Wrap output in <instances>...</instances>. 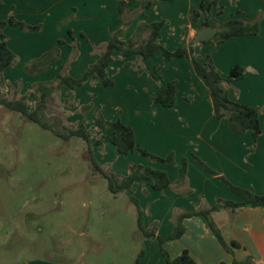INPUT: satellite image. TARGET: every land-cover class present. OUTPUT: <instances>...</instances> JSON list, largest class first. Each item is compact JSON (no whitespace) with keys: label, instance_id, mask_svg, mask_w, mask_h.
I'll use <instances>...</instances> for the list:
<instances>
[{"label":"crops","instance_id":"0c3cea01","mask_svg":"<svg viewBox=\"0 0 264 264\" xmlns=\"http://www.w3.org/2000/svg\"><path fill=\"white\" fill-rule=\"evenodd\" d=\"M199 1L153 0L143 14L135 16L123 27L122 39L126 41L139 22L162 20L159 42L170 51L186 46L190 57L166 59L158 50L140 62L144 70L138 71L126 65L137 61L135 55L123 57L115 51L114 59L106 69L113 83L104 87L112 89L116 99L124 102L118 114L112 116L105 113L102 105L104 119L119 116L121 122L133 129L136 146L160 157L173 154V165H159L155 161H145L135 151L129 152L142 157L132 158L130 163L161 169L172 183L160 191L134 184L133 196L142 212L143 227H154L155 234L160 235L170 234L174 219L184 211L206 208L218 200L240 201L239 195L230 191L219 176L237 187L264 194V0H217L216 6L210 9L217 20L243 17L256 18L259 22L256 34L230 37L221 43H217L218 37L208 39L207 43L195 39L197 31L204 27L201 26L202 13L196 20L191 18ZM134 3L131 1L128 5ZM26 9H33V13L29 12L33 19L27 16ZM10 16L42 28L55 23V28H59L55 32V43L58 38H64L67 29H72L80 40L87 37L95 44L105 43L123 25L117 0H0V22ZM9 26L6 24L4 28ZM4 28L2 33L5 35ZM51 39L55 38H48ZM9 46L13 50L11 44ZM98 56H92L91 63ZM208 56L221 76L227 75L234 65L246 68L247 74L243 78L225 85V88L230 100L258 108L260 134L255 142L249 130L232 131L226 118L214 117L209 90L195 73L191 60L193 57L205 62ZM152 74L162 85L170 81L174 83L175 102L171 107L152 101L158 87ZM128 85L133 88L129 90ZM106 143L109 142H103L93 150L102 164L104 162L96 149L106 147ZM182 158L186 159L185 180L178 183ZM200 162L216 174L206 171ZM127 171L121 175H126ZM211 218L224 240L227 243L234 240L238 247L232 248L231 252L226 250L198 216L184 218V233L176 239L164 241L161 247L171 257L187 250L197 264H231L234 259L247 256L253 264L264 263V206L241 207L234 211L220 208L211 212ZM140 251L143 253L139 255ZM134 264H164L157 237L141 236V248Z\"/></svg>","mask_w":264,"mask_h":264},{"label":"rangeland","instance_id":"374dc122","mask_svg":"<svg viewBox=\"0 0 264 264\" xmlns=\"http://www.w3.org/2000/svg\"><path fill=\"white\" fill-rule=\"evenodd\" d=\"M29 12L33 9L27 10L33 19ZM58 29L55 23L35 31L4 28L16 60L0 73V97L25 96L31 111L38 99L34 85L54 81L59 72L79 77L92 56L99 55L103 43L80 40L69 29L58 38L65 45L55 43ZM55 46L60 56L47 69L26 71L31 61ZM109 89L100 80H87L72 90L59 86L39 118L60 131L84 123L95 139L100 131L92 119L94 111L101 112L103 105L112 116L124 102ZM106 145L96 149L97 155L116 174H124L132 158H142L136 153L118 155ZM136 218L127 195L110 193L105 180L92 170L84 141L64 140L0 105V264H134L141 248Z\"/></svg>","mask_w":264,"mask_h":264},{"label":"trees","instance_id":"16d2710c","mask_svg":"<svg viewBox=\"0 0 264 264\" xmlns=\"http://www.w3.org/2000/svg\"><path fill=\"white\" fill-rule=\"evenodd\" d=\"M131 1H135V3L132 6H129L128 2ZM152 1L153 0H117V8L123 20L122 27L115 30L110 39L101 45L98 58L93 63L89 64L79 77H72L67 73L59 72L56 74L54 81L49 82L48 84L38 83L34 85V92L38 95V99L35 102L33 110H28L25 96H21L18 99L0 97V105L4 106L9 111L20 114L29 121L36 123L41 128L50 130L57 137L64 140L79 138L84 141L92 170L105 180L106 188L110 193L115 195L119 192H124L128 199L135 205L137 211V228L142 237H157L160 251L164 256V264H197L187 250H182L177 256L171 257L161 247V244L164 241L176 239L184 233L185 229L182 220L191 216L200 217L210 233L218 239L226 250L231 252L232 248L238 247V244L234 240H230L228 243L224 240L220 230L211 218V212L220 208H228L234 211L241 207L264 206V194H255L247 189L237 187L228 182L223 176H219L220 180L230 191L239 195L241 198L240 201L218 200L216 204L206 208H199L194 211H184L174 219V227L170 234H155L154 227H143L142 212L137 199L133 196L134 184L139 186H149L154 190L160 191L172 185L167 173L158 168L145 166L139 163H129L126 175L116 174L113 171H108L93 155V147L101 146L102 142H109L114 146L115 152L118 155L135 151L146 159L170 165L174 164L173 154L169 153L165 157H160L136 146L133 129L129 125L121 122L119 119L114 121L106 120L102 116L100 110L97 109L94 111L92 119L95 127L99 131H103V133L95 139H91V132L84 123H79L77 126H63L65 131H60L39 118V113L46 106L47 99L54 90L59 88V86H67L72 90L77 86H81L87 80H100L103 86L112 85L113 81L107 76L106 69L114 59L115 51H118L123 57L135 55L137 61L132 64L126 63V65L133 66L138 71L144 70V67H142L140 62L152 56L158 50L161 51L166 59L183 56L190 57L186 46H178L170 51L159 42V31L164 23L162 20L150 23L141 21L137 24L134 32L128 40L124 41L122 39L123 27L126 26L135 16L143 14L144 11L151 6ZM216 4L217 0H200L198 8L192 11L191 18L196 20L199 14L202 13L204 20L201 26H216L217 31L214 37L219 38L217 43H221L230 37L254 35L258 32L259 22L256 18L247 19L243 17H235L226 21L217 20L210 13L211 7L216 6ZM6 24L10 26H18L19 28L28 31L39 29V25H28L22 21L16 20L12 16L0 22V73L7 67L11 66L16 60V54L10 48L5 35L2 33V29ZM68 33L73 35V31L70 29L68 30ZM209 41L210 40H203L200 42L207 43ZM58 42L62 43L63 40L59 39ZM57 56L58 48L54 47L43 53L39 58L31 61L26 67V71L28 73L40 72ZM191 60L195 73L203 79L209 90L214 117L216 119L226 118L229 129L232 131L249 130L253 142H255L260 134L258 108L230 100L225 88V85L243 78L247 74L246 68L241 65H234L230 68L227 75L221 76L216 71L209 56L205 62H200L193 57H191ZM152 77L158 82V87L155 95L152 97V101L164 107H171L175 102L174 83L170 81L165 85H162L159 78H156L153 74ZM200 163L206 171L211 174H216L205 164L202 162ZM185 172L186 159L182 158L177 179L178 183L184 182ZM142 253L143 251H140L139 255ZM231 264H253V261L247 256L241 260L234 259Z\"/></svg>","mask_w":264,"mask_h":264},{"label":"water","instance_id":"95a60500","mask_svg":"<svg viewBox=\"0 0 264 264\" xmlns=\"http://www.w3.org/2000/svg\"><path fill=\"white\" fill-rule=\"evenodd\" d=\"M216 31H217L216 26H204L197 31V33L195 34V39L197 41L211 39L212 37L215 36ZM256 264H264V263L258 262Z\"/></svg>","mask_w":264,"mask_h":264}]
</instances>
